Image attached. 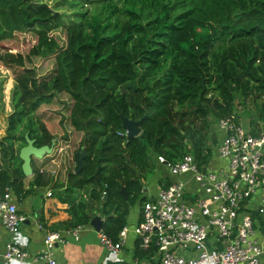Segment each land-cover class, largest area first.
I'll return each instance as SVG.
<instances>
[{"label": "trees", "instance_id": "16d2710c", "mask_svg": "<svg viewBox=\"0 0 264 264\" xmlns=\"http://www.w3.org/2000/svg\"><path fill=\"white\" fill-rule=\"evenodd\" d=\"M79 13L63 23L43 1L0 0V42L15 32L35 35L24 54L0 52V64L13 72L0 192L7 188L21 201L48 182L37 159L51 151L31 156L28 179L21 172L24 133L37 146L53 137L51 150L60 139L67 144L63 180L52 186L68 218L59 226H85L99 214L100 231L115 241L128 206L137 201L139 209L145 198L141 179L151 154L173 160L190 153L205 163L212 149L206 115L239 119L237 94L264 96V0H100L97 12ZM61 25L65 42L58 46L49 32ZM51 54L53 67L39 74L32 57ZM122 115L141 118L138 134L125 136ZM82 144L85 155L73 172L66 158L71 152L74 160ZM153 251L134 243L132 255L139 261Z\"/></svg>", "mask_w": 264, "mask_h": 264}, {"label": "built area", "instance_id": "2783aa9c", "mask_svg": "<svg viewBox=\"0 0 264 264\" xmlns=\"http://www.w3.org/2000/svg\"><path fill=\"white\" fill-rule=\"evenodd\" d=\"M206 122L212 149L205 163L198 165L190 153L173 160L151 154L164 166L165 176L157 179L153 193L144 195L131 229L122 226L115 241L97 231L108 258L117 256L130 230L136 246H154L145 259L158 264H260L264 255V122L244 125L233 114H208ZM24 221L14 194L5 188L0 192V222L8 237L0 264L25 257L27 243L18 238ZM85 226L64 229V235L46 230L43 248L32 254V260L55 264L51 247L68 237L77 239L75 232Z\"/></svg>", "mask_w": 264, "mask_h": 264}, {"label": "crops", "instance_id": "0c3cea01", "mask_svg": "<svg viewBox=\"0 0 264 264\" xmlns=\"http://www.w3.org/2000/svg\"><path fill=\"white\" fill-rule=\"evenodd\" d=\"M1 134L2 129L0 136ZM66 145L63 141L57 139L51 153L37 160L39 168L47 172L48 182L41 185L35 191V193H39L36 201L32 200V194L27 195L21 201L15 199L18 211L25 216V221L21 224V232L18 233V238L26 241L27 252L22 260H13L10 264H44L41 258L32 260V254L42 250V238L45 231L55 228L54 230L64 235V228L60 227L57 221L68 218L64 210L66 205L59 203L55 199L53 193L57 188H54L52 184L56 180H63L61 158L65 152ZM158 166L162 165L159 164ZM25 178L28 179L29 176ZM47 191L51 194L47 195ZM257 201L258 194L255 196L253 203L256 204ZM137 213L135 215V221ZM128 228L131 229L130 227ZM79 234V238L75 240L68 237L66 242L54 244L51 247L55 264H158L154 259H142L139 261L134 259L132 255L134 235L130 230L113 262L107 257V252L98 241L97 231L91 228V226L87 225L85 229L82 228L79 230ZM7 237L8 234L0 222V252L3 249V244ZM238 264L242 263L240 262ZM260 264H264V255L261 257Z\"/></svg>", "mask_w": 264, "mask_h": 264}, {"label": "rangeland", "instance_id": "374dc122", "mask_svg": "<svg viewBox=\"0 0 264 264\" xmlns=\"http://www.w3.org/2000/svg\"><path fill=\"white\" fill-rule=\"evenodd\" d=\"M49 5L50 8L60 12L63 23H67L68 20H78L79 16L82 15L79 12H84L85 15L91 14L98 11L100 0H40ZM64 25H61L49 32V34L56 40L58 46H63L65 42V30ZM35 41V35L29 31L24 32H15L10 39H6L0 42V52L4 49L15 52L19 51L24 54L27 49L32 45ZM52 54L47 57H32L31 64L36 67V70L39 74L47 73L54 65V61L52 59ZM13 82V72L12 70L0 64V133L2 129H4L5 124V116L10 111V103H9V95ZM255 98L252 97H243L241 94H237L234 100L235 110L239 115V119L244 125H248V120L251 119V122H255L257 125L258 122H264V108H261L264 104V96L261 92H255ZM262 110V111H260ZM262 113V116H259V113ZM1 134V135H2ZM208 141V140H207ZM36 160V159H34ZM38 160V159H37ZM152 166L147 171L144 172L143 177L141 179V183L143 184V188L146 187L145 190L142 191L141 194L147 195L151 194L156 188V183L158 178H163L165 168L164 166H158L151 156ZM66 166L68 168L73 167V159L71 152L66 158ZM26 177V176H25ZM39 197V193L32 194V200L36 201ZM138 211V203L135 201L130 204L127 209V214L125 217V225L127 227L132 228L135 223V215ZM84 229L86 228L83 227ZM79 233V232H75ZM74 240V239H72ZM116 256H110V261H115Z\"/></svg>", "mask_w": 264, "mask_h": 264}, {"label": "water", "instance_id": "95a60500", "mask_svg": "<svg viewBox=\"0 0 264 264\" xmlns=\"http://www.w3.org/2000/svg\"><path fill=\"white\" fill-rule=\"evenodd\" d=\"M141 121L139 119H132L128 118L125 115L121 116V126L125 131V136L130 137L139 133L138 123ZM24 144L21 145L18 149V158L20 159V169L23 176H29L31 174V166H30V159L31 156L40 158L43 154L49 153L51 151V147L54 143V138L50 139V144H42V145H35L34 140L29 138L27 133H24ZM85 155V146L82 144L76 151L73 153V167L72 171L77 172L81 167L82 158ZM8 186V183H7ZM120 193L125 198V190L124 187L120 188ZM102 217L99 214L93 215L89 221L88 225L91 226L95 231L100 229Z\"/></svg>", "mask_w": 264, "mask_h": 264}, {"label": "bare ground", "instance_id": "6f19581e", "mask_svg": "<svg viewBox=\"0 0 264 264\" xmlns=\"http://www.w3.org/2000/svg\"><path fill=\"white\" fill-rule=\"evenodd\" d=\"M80 235V234H79ZM79 235H78V237L77 238H79ZM72 239H74L75 240V237L73 238V237H71Z\"/></svg>", "mask_w": 264, "mask_h": 264}]
</instances>
